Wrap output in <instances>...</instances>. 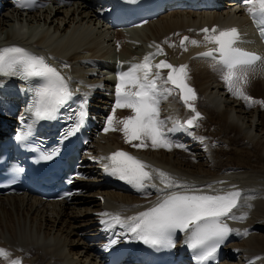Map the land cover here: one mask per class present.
<instances>
[{
	"label": "bare ground",
	"instance_id": "bare-ground-1",
	"mask_svg": "<svg viewBox=\"0 0 264 264\" xmlns=\"http://www.w3.org/2000/svg\"><path fill=\"white\" fill-rule=\"evenodd\" d=\"M100 1L73 0L69 6L58 4L29 16L21 14L18 4L10 2L0 13V49L18 45L43 57L65 77L70 90L93 99L91 114L99 124L86 160L83 185L70 201L47 203L30 195L0 198V249L10 254L7 259L0 257V264H11L20 256L24 264H104L100 250L104 235H100L121 227L100 214H119L126 219L146 211L158 200L154 192L136 196L110 187H96L104 178L105 160L101 158L119 149L154 168L177 174L169 173L181 182L205 189L211 184L219 190L235 185L244 197H252L242 198L240 209L235 211L238 216L246 214V219L235 220L236 232L232 236L236 238L222 264H234L231 259L240 260V264H264V236L260 235L264 232V104L255 100L249 106V102L228 90L222 69L194 59L193 55L203 48L190 43L185 50L179 44L181 36L170 39L171 34L192 27L246 26V3L238 5L235 0H227L228 4L218 13L200 12L199 6H180L142 29L126 32L121 28L110 31L104 26L97 15ZM159 47L163 54L154 57L153 64L165 61L176 67L188 66L187 83L196 94L190 103L201 117L188 135L169 138L179 145L170 151L151 146L135 148L125 143L122 132H104L106 118L112 114L115 103L116 66L122 62V71H128L130 65L142 62L144 56ZM167 73V69L161 70L162 76ZM19 90V85L0 77V136L9 128H16L22 112ZM242 90L249 97L253 94L264 99V60L249 69ZM160 108L161 119L167 121L166 132L173 121L185 122L195 116L180 99L179 90L162 100ZM130 115L129 109H117L114 121ZM178 175L196 179L190 182Z\"/></svg>",
	"mask_w": 264,
	"mask_h": 264
},
{
	"label": "snow or ice",
	"instance_id": "snow-or-ice-1",
	"mask_svg": "<svg viewBox=\"0 0 264 264\" xmlns=\"http://www.w3.org/2000/svg\"><path fill=\"white\" fill-rule=\"evenodd\" d=\"M33 4L34 0H18V6L21 8ZM246 5L247 14L264 38V0H246ZM202 31L205 45L211 44L213 48L200 53V56L212 58L222 65L223 80L228 90L249 102L251 106L254 101L243 92L242 84L247 82L249 69L264 58L238 47L240 33L235 27L224 30L205 28ZM188 39L184 37L181 41L185 50L187 48L184 42ZM190 43L200 46V42L196 40H191ZM159 54H163L162 51L146 55L142 62L130 65L128 71L118 73L115 103L112 114L106 118L104 132H122L125 143L132 144L135 148L151 146L153 149L164 148L170 151L173 146L179 145L173 144L167 132L186 130L185 125L190 128L201 117L190 103L196 99V94L187 83L188 66L176 67L165 61L153 64L155 55ZM162 69L168 70L166 77L161 75ZM0 77H19L24 80L39 78L44 82L36 91L35 115L38 119H53L72 97L65 77L56 68L46 63L43 57L32 55L20 47L0 49ZM176 90H179L180 99L195 116L184 123L173 121L174 127L166 132L167 121L161 119L160 105L162 100L167 99ZM259 103L264 104V101ZM84 109L85 104L82 103L78 121L69 134L84 125L87 119ZM117 109H129L132 115L114 121ZM167 119L172 120V117ZM116 125L122 127L117 128ZM21 139L22 137H17V140ZM134 141L139 143L134 144ZM51 158V155L42 156L44 160ZM101 159L107 161L104 171L109 175L132 185L138 191H143L146 187L157 190V202L137 215L122 219L119 214H100L110 217L113 225L118 224L127 229L146 245L154 248L171 247L174 246L172 237L177 231L188 233L187 246L195 254L194 258L198 264H203L214 257L220 244L233 232L227 220L246 219V214L238 216L233 210L240 209L242 198L252 197H244L235 185L231 189L209 192L205 188L181 182L169 173L154 168L124 151H116ZM155 181L162 187H158ZM206 188L213 189L214 185H207ZM101 222L106 223L103 220ZM8 255L10 254L6 250L0 249V257L7 259ZM11 264H22V261L13 260Z\"/></svg>",
	"mask_w": 264,
	"mask_h": 264
},
{
	"label": "rangeland",
	"instance_id": "rangeland-1",
	"mask_svg": "<svg viewBox=\"0 0 264 264\" xmlns=\"http://www.w3.org/2000/svg\"><path fill=\"white\" fill-rule=\"evenodd\" d=\"M254 93L257 94V92H254ZM190 157H191V154L189 153V158H190ZM260 235L264 236V232H261ZM231 263H234V264H240L241 262H240V260H238L237 262H236V260H235V261H231Z\"/></svg>",
	"mask_w": 264,
	"mask_h": 264
}]
</instances>
